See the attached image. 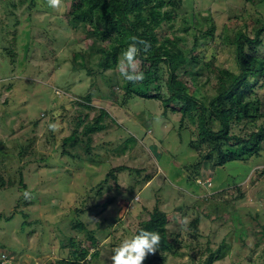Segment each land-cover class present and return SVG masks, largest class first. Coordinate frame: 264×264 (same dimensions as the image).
<instances>
[{
  "label": "rangeland",
  "instance_id": "obj_1",
  "mask_svg": "<svg viewBox=\"0 0 264 264\" xmlns=\"http://www.w3.org/2000/svg\"><path fill=\"white\" fill-rule=\"evenodd\" d=\"M171 4L179 14L175 31L186 37L187 47L193 45L194 30L183 33L182 19H198L201 30L210 20L214 23L213 37L200 36L196 49L201 65L211 63V78L196 79V95L205 100L215 94L216 76L237 72L234 48L220 36L241 32L252 37L254 20L264 19V3ZM69 10L70 0H60L58 9L48 0H0V176L5 183L0 187V215L13 218L0 221V256H7L0 257V264L70 259L66 239L90 244L85 232L72 227L73 221L93 233L99 262L111 264L108 245L131 238L156 205L168 215V238L177 233L180 238L175 253L164 255L161 264H203L222 241L224 257L212 264H262L264 144L257 157L229 153L222 166L213 160L210 166L201 164L208 147L191 149L197 130L188 123L180 130L179 113L167 111L162 118L159 102L136 97L126 101L119 87L108 90L109 78L126 81L119 76L120 67L116 75L97 71L98 56L89 54L95 39L79 23L68 24ZM258 52L264 57V50ZM135 63L137 71L140 63ZM124 68L128 71L126 64ZM189 83L190 78L185 85L191 88ZM259 84L256 92L264 111V78ZM102 110L115 121L107 125L102 119L108 127L91 136V156H99V162L92 163L79 147L68 149L72 158L64 154L62 140L73 132L81 137L85 124ZM127 135L133 142L121 151ZM198 163L199 175L194 176ZM119 166L125 169L116 172L115 180L107 176ZM140 175L149 176L148 182H137Z\"/></svg>",
  "mask_w": 264,
  "mask_h": 264
},
{
  "label": "trees",
  "instance_id": "obj_2",
  "mask_svg": "<svg viewBox=\"0 0 264 264\" xmlns=\"http://www.w3.org/2000/svg\"><path fill=\"white\" fill-rule=\"evenodd\" d=\"M171 1L173 0H70L67 21L72 26L79 23L80 27L95 39L96 44L91 47L89 54L90 58L93 55L98 56L96 68L99 73L112 71L113 75L120 74L119 62L122 59V52L134 42V37L137 38L135 61H138L140 66L136 72H142L143 79L134 82L124 81L120 74L123 83H119L118 77L109 78L108 90H113L115 86L119 87L126 101L136 97L159 102L162 105V118L167 117V111L179 113L180 130L186 129L185 123L194 126L197 130L196 140L189 142L191 149L197 150L198 146L204 145L208 147L201 154V164L210 166L213 160L216 165L222 166L227 162L226 157L229 153L239 152L241 155L243 153L257 157L264 144V125L258 126L259 122L264 121V111H262L261 99L256 92L257 86L262 87V84H259L260 79L264 78V57L258 52L264 50V19L254 20L252 37L241 32H237L231 38L220 36L223 43L231 44L234 48L237 72L228 71L216 76L214 78L215 94L205 98V101L196 95L200 92L196 79L211 78V63L204 62L201 65L202 59L196 54V49L200 36L213 37L214 23L210 20L207 29L201 30L198 28V19L194 18L190 23L182 19V25L186 26L183 33L187 34L188 30H194L193 45L187 47L186 37L175 31L177 28L175 21L179 14L175 12ZM246 1L264 3V0ZM191 23L193 26L189 28ZM139 40L146 41L148 47L145 49L143 44H139ZM188 78H190L191 88L185 85ZM89 101L90 99L87 102ZM104 118L107 125L115 121L108 112L102 110L101 116L94 122L85 124L81 137L73 132L64 138L62 140L64 154L72 158L73 153L68 149L72 148V151H76L79 147L80 151H83V156L89 155L90 158L86 157L87 159L92 163H98L96 158L99 156H91V136L108 127L100 123ZM79 120L81 119L78 117ZM234 129L239 130L238 134H235ZM133 138L127 135L123 145L120 146L121 151L129 147V142H133ZM118 149L120 152V148ZM198 165L199 163L195 166V171L192 170L194 176L199 175ZM124 169L122 166L112 168L113 174L110 173L107 176L116 179V172H122ZM262 173L264 174V170ZM135 174L139 175L140 172L135 170ZM149 178V176L140 175L137 182L140 179L144 182L145 179L146 183ZM4 184L0 176V187ZM19 184L24 187L22 177L19 178ZM236 191L239 197V189ZM156 206L150 212L149 218L140 222L134 232L135 234L140 229H144L158 232L160 235L158 248L146 255L142 264H161L164 255L175 253L174 243L180 240L178 233L173 238H168L169 233L166 229L168 215L160 210L158 205ZM194 207L199 210L197 206ZM75 212L79 213L83 210H75ZM11 219L13 218L10 216L0 215V221L4 220L7 223ZM196 221L198 219L195 220L194 227L197 225ZM26 224L28 223L23 222V225ZM72 227L85 232V237L90 244L83 246L82 240L66 239L71 248L68 253L70 259L57 260L54 264H91L92 262L103 264L99 262L101 252L97 250L98 242L93 233L79 221H73ZM224 246L222 241L203 264H212L222 259ZM0 247L4 248L1 244ZM108 247L113 254L117 245L109 244ZM0 257L7 256L1 253Z\"/></svg>",
  "mask_w": 264,
  "mask_h": 264
},
{
  "label": "clouds",
  "instance_id": "obj_3",
  "mask_svg": "<svg viewBox=\"0 0 264 264\" xmlns=\"http://www.w3.org/2000/svg\"><path fill=\"white\" fill-rule=\"evenodd\" d=\"M50 7L58 9L60 0H48ZM137 38H133V43L129 44L127 49L122 52V59L119 62L120 72L126 81H139L143 79L142 72H136L135 57L137 55ZM145 49L148 47L146 41L139 40ZM127 65L128 71H125L124 65ZM50 129L55 130V125L50 124ZM28 194L25 193V196ZM160 235L155 231L140 229L131 238H126L113 250L110 257L111 264H142L146 255L153 253L159 246Z\"/></svg>",
  "mask_w": 264,
  "mask_h": 264
},
{
  "label": "built area",
  "instance_id": "obj_4",
  "mask_svg": "<svg viewBox=\"0 0 264 264\" xmlns=\"http://www.w3.org/2000/svg\"><path fill=\"white\" fill-rule=\"evenodd\" d=\"M196 182H197V183H201V180L198 179Z\"/></svg>",
  "mask_w": 264,
  "mask_h": 264
}]
</instances>
